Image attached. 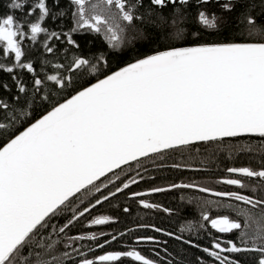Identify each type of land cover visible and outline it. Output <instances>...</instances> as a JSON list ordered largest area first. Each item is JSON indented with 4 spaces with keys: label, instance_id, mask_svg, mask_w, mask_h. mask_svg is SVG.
I'll return each instance as SVG.
<instances>
[{
    "label": "snow or ice",
    "instance_id": "obj_1",
    "mask_svg": "<svg viewBox=\"0 0 264 264\" xmlns=\"http://www.w3.org/2000/svg\"><path fill=\"white\" fill-rule=\"evenodd\" d=\"M0 264H264V0H0Z\"/></svg>",
    "mask_w": 264,
    "mask_h": 264
},
{
    "label": "trees",
    "instance_id": "obj_2",
    "mask_svg": "<svg viewBox=\"0 0 264 264\" xmlns=\"http://www.w3.org/2000/svg\"><path fill=\"white\" fill-rule=\"evenodd\" d=\"M238 163H241V161H237ZM222 164H228L230 163V161L228 160H222L221 161ZM168 179H176L178 178V176L175 173H169L167 176ZM188 179H193L191 178V176H187ZM201 178L200 176L197 177L196 179ZM162 182L161 178H157L154 180L150 181V185L151 184H159ZM144 185V184H142ZM141 185V186H142ZM180 191L182 190H171L168 191L166 193H158L156 195L152 196V202L155 203H163L165 206H176L180 203L179 201V194ZM123 199V198H121ZM115 201L113 202V204H108V203H102L101 205H98L96 207V210L92 213V215H97V214H112L114 212V206H115ZM131 203V202H129ZM133 214L130 216V220H134L140 223H156L158 226H163L168 228L169 230H178L181 226L182 223H185L186 220L188 219H198V217L195 215H187V213H191L193 209H195V205H187L185 203V208L184 211L176 214H167L164 213L161 209H143L142 207L133 205ZM137 212L139 214H137ZM91 218V217H89ZM176 223V226L174 227V224ZM98 227H103V226H93L91 228H89L86 224L81 223L77 225V228L81 229V230H92V231H96ZM116 226H113V228ZM128 227H132L131 224L128 225ZM178 227V229H177ZM104 230H107V228H104ZM136 231L139 232H143L144 230L142 229H137ZM127 239V237H125ZM201 243H207L206 240H201ZM135 241L129 239V244L130 245H135ZM140 249H142L144 251V254L149 255V256H154V253H151L149 251V249L147 248V246L145 245H139L138 246Z\"/></svg>",
    "mask_w": 264,
    "mask_h": 264
},
{
    "label": "flooded vegetation",
    "instance_id": "obj_3",
    "mask_svg": "<svg viewBox=\"0 0 264 264\" xmlns=\"http://www.w3.org/2000/svg\"><path fill=\"white\" fill-rule=\"evenodd\" d=\"M238 163V162H237ZM188 176H191V178H197V177H199L200 175H194V174H189ZM150 181L151 180H146L145 182H144V184H147V185H150L149 183H150ZM144 185H142L141 187H143ZM137 190H139V189H137ZM171 191V190H170ZM184 191H186V190H184ZM156 194H158V193H154V194H148V195H146L144 198H146V199H149V200H152L151 198H152V196L153 195H156ZM103 203V202H102ZM98 206V205H97ZM96 206V207H97ZM196 216L198 217V213L196 214ZM176 226V223L174 224V227ZM177 229H178V227H177ZM142 230H144V231H152L151 229H142ZM214 233H215V230H212ZM216 235H220L219 233H215ZM166 238V237H165ZM207 242V241H206Z\"/></svg>",
    "mask_w": 264,
    "mask_h": 264
}]
</instances>
